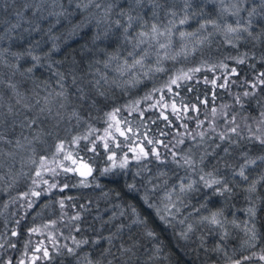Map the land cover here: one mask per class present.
Returning a JSON list of instances; mask_svg holds the SVG:
<instances>
[{
  "label": "trees",
  "instance_id": "16d2710c",
  "mask_svg": "<svg viewBox=\"0 0 264 264\" xmlns=\"http://www.w3.org/2000/svg\"><path fill=\"white\" fill-rule=\"evenodd\" d=\"M23 2L24 0H15V2L0 0V20L15 23V13L22 10ZM157 2L163 6L156 9L150 0H143L141 7L132 5L135 8L132 14L141 17L139 23L134 24L130 29L129 39L133 43L136 34L139 31L150 30L153 23L163 27L162 22L168 18L166 12L168 8L172 7L173 0H157ZM62 3L66 7L68 6L67 0H62ZM71 7L75 8V4ZM175 7L179 8L178 0H176ZM194 7L196 9L195 5ZM128 8L129 0H117L114 12L119 13L121 9L127 11ZM56 10L59 11V8L57 7ZM90 11L94 12L95 10L91 9ZM195 11L200 12L197 9ZM203 13L212 17L213 12L208 8ZM44 14L47 15V11ZM87 15L89 13H77L72 17V23H80ZM25 16L31 18V12L25 13ZM112 18L113 20L120 18L122 22L127 19L126 17H117L115 14ZM169 18L172 17L169 16ZM54 23L55 17L41 21V30L33 32L31 35L23 32V29L29 25L22 23L21 29L13 33L16 37L14 41H9L6 38L0 42V48H7L11 45L13 52L24 51L31 46L33 54L42 58L41 66L36 68L33 73L26 77L17 75L13 78L18 83V90L25 97V102L36 105V101L39 100L40 105L33 107L31 111H26L17 105L16 107L21 112V115L16 117L18 122L28 116L29 118L37 117V123L30 128L17 126L14 130L4 129L5 135L13 143L9 145L0 142V150L3 153H16L14 158L0 155V161L4 165L3 168H0V175L4 176V179L0 180V250L2 251L0 261H5L8 256L13 254V251H9L11 247H14L15 251L12 259L17 256L18 230L22 233L34 226L36 222L55 218L62 211L79 215V219L70 217L69 221L74 223L66 226L65 229L70 228L75 231L74 236L77 239L89 241L87 244H81V248H75V251L79 250L78 252H80L83 249L84 255L93 264L96 262L107 264V260L112 258L102 255L104 250L109 247L107 240L100 239L98 244H93V238L94 236L96 239L108 237L115 232V225L128 224V220L133 218L132 209L135 208L141 218L149 221L150 227L156 233L155 239L136 237L142 244L139 253L142 261L154 256L155 258L149 260L148 264H223L226 262L228 255H225V252L233 253V248L229 245L234 244L235 239L228 240L225 246L220 247L221 250L217 251L213 241L214 237L219 235L213 234V228L208 223L194 221L189 239L184 240L178 233L182 229H177L174 224L166 226L162 223L156 216L155 209L149 208L141 200V197L145 195V190H148L151 203L163 210L164 195L171 190V185L168 182L169 176L177 179L180 175L190 176L194 173V176L196 175L198 178L199 176L207 178L208 172L213 171L219 177L223 173H229L235 169L241 162L239 158L241 153H244L245 157L249 159L258 154L256 149H260V153L264 152V146L262 147L259 142L242 137L239 128L236 133L227 136L230 139L223 141L219 135V133L222 134L221 130L204 129L203 136L194 134L197 119L210 115L209 112H212V108L217 110L216 113L225 111L228 115H234L236 118L249 119L252 118L251 113H254L259 105L264 104V84L258 83V78L259 80L264 79V76L261 75L264 74V38L253 40L245 37L238 41L233 40V43L230 44L220 34L209 36V33H205V36H201L186 50L180 51V55H177L175 60H163L164 72L157 73L149 79H143L135 87H123L103 82L98 87H94L95 81L103 75H107L109 81L114 78V73L104 67V62L109 56L118 57L119 62H123L128 52L132 51V44L124 39L123 29L117 30L113 27L106 38L93 44L92 38L97 33L94 21L89 26L79 29L78 34L72 39L67 37L71 28L67 21H62L49 33L48 29ZM141 24H144L145 27L141 28ZM7 26L8 24L0 25V33ZM190 29L193 27L191 26ZM104 30L105 27L101 26L102 37ZM262 30H264V21L253 26V35L260 34ZM53 37H59V39L54 40ZM204 37H208L207 40L200 43ZM37 41H39L38 45ZM176 41L179 44L182 43L181 39ZM54 43L59 50L46 56L45 54L50 52ZM146 48H148L147 45H141L137 52ZM193 48L195 51L192 50ZM149 51L150 55L146 63L154 65L156 61L155 48L149 49ZM176 53L178 52L170 51L171 55H176ZM160 55L163 56L164 53ZM238 58H243L245 62L238 64L236 62ZM9 59L12 58L9 56ZM13 62L15 61L13 60ZM20 63L23 70V68L30 67L32 61L30 58H26ZM115 66L113 63L111 67L114 69ZM196 68L200 70L190 72L192 78L180 81V87L173 85L171 93L166 88L163 92H153L154 88L163 87L170 77L178 72H189L190 69ZM233 68L236 69L235 73L232 72ZM74 79L75 83H73ZM212 81H215V84ZM256 83L258 86L252 87ZM79 88H83L87 95L86 101L79 98ZM61 91H64L67 97L60 101L64 107L61 108L60 102H57L52 105L51 113L47 110L40 113V107L44 106V98L48 97L49 93L55 98V94ZM246 91L249 93L247 96L244 95ZM0 93L4 96L3 111L6 112L7 104H15V99H9L13 93L5 85H0ZM149 93L155 98L163 96L165 102L175 103L180 109L179 114L165 111V115L169 117L165 121L160 116V106L145 107L151 99L148 101L143 98ZM237 98L240 103H237ZM135 101H140V104L136 111H131L129 105ZM192 105H196L198 111H192ZM116 108L121 109L117 116L128 137L127 142H138L149 150L153 147L156 148L162 160L166 161L165 163L161 164L150 156L139 163L137 162L136 166L124 169L125 171L119 170L117 174L114 171L102 174L101 168L107 166L109 161L100 143L96 153L90 152L84 147L85 141H81L78 146L71 144L73 136L85 134L89 127L95 129L93 138L96 137L107 123L108 118L105 114ZM185 108L188 111H185ZM249 111H251L250 114ZM73 112L78 114L79 120L72 115ZM141 112H143V116L140 115ZM218 117L220 125L223 126L222 117L220 115ZM234 124L236 125L235 122ZM129 128L131 131H127ZM24 137L32 141L31 146H27ZM17 138L28 147V150L15 147ZM149 139L162 143L148 144ZM180 140L183 143H180ZM60 141L65 142V149L76 147L75 152H79V158H84L92 164L93 173L87 177V187L80 183L82 177L78 176L75 171L64 172L58 166L55 168L58 175L53 177V174V178H51V182L54 181L56 185L55 188H45L42 179L34 175L39 165V157L43 155L47 157V161L53 160L55 145ZM225 148L228 149L227 153L224 151ZM31 149H35V165L28 160L33 154ZM173 152L176 153L177 163H173ZM185 156L193 160V167L184 163ZM20 164L22 176L18 177L16 168ZM158 169L161 172L156 174ZM262 177L255 180L254 192H249L238 186L233 188L231 185L232 190L226 194L222 203H218L215 199L214 201L210 200L209 203L211 210L222 212L233 207H254L256 216L254 222L258 238L260 235L264 238V179ZM33 180H36V185L33 184ZM130 183H134L139 191L129 192L126 186ZM32 190L41 192V195L38 198L31 196ZM208 191L210 190L208 189ZM211 192H208L210 196ZM24 193H28V196L21 199ZM202 193H204L203 189L197 193L187 192L186 197H173L172 199L175 201L173 200L172 203L175 204V208L172 210L179 209L178 212L183 217L189 213L197 212L196 209L203 203ZM59 199L63 201V207H61ZM29 200L34 201L31 208L28 207ZM109 205L118 207L119 213L116 219L110 221L95 215L96 212L103 211ZM120 212L131 218L120 216ZM106 215L108 216V213ZM37 216H40L39 219ZM18 219L21 221L19 226L16 224ZM30 220H34V222L29 223ZM107 221L110 222L105 223ZM14 228L17 231L16 236L12 235ZM136 232L137 230L133 229V233ZM129 235L131 234L125 230L124 235L114 241L116 247L112 251H116L121 241L127 245L130 242ZM67 256V254L51 256L45 264L64 263Z\"/></svg>",
  "mask_w": 264,
  "mask_h": 264
},
{
  "label": "snow or ice",
  "instance_id": "6c2138e0",
  "mask_svg": "<svg viewBox=\"0 0 264 264\" xmlns=\"http://www.w3.org/2000/svg\"><path fill=\"white\" fill-rule=\"evenodd\" d=\"M11 2H15V0H11ZM150 2L153 4V7L158 9L162 7L160 3L157 2V0H150ZM217 5V19H209L205 20L203 23L199 25V28L194 32H186V31H180L179 32V38L183 41L186 37L188 38H198L200 37L201 33L204 31H207L209 26L214 29L215 31L223 32L226 42L233 43V40H241L245 37L251 38L253 40H260L261 38H264V30L261 31L258 35H253V26L255 23L256 17L264 18V0H259L258 5L254 4V6L250 8H245L244 5L248 3H252V0H212ZM143 3V0H129V8L127 11L124 9H121L119 13H115L114 10L117 6V0H67L68 6L66 7L62 0H24L23 2V8L22 10H18L15 13L16 22L15 23H9L8 21L0 20V25L8 24V26L4 29L2 33H0V42L4 41L6 38L9 41H14L16 37L13 35L17 30L21 29L22 23H26L29 25V27L24 28L23 32L28 33L31 35L33 32H39L41 30L40 28V22L46 21L51 17H55V23L51 25V27L48 29V32L51 33L52 29L56 27V25L61 24L62 21H67L71 28L69 29L67 33L68 39H72L78 34V30L82 27L89 26L93 21L96 24L97 27V33L93 36L92 42L93 44L96 43V41L101 40L102 38H106L110 31H112L113 27L117 30L123 29V35L124 39L132 44V51L128 52L127 57L124 58L123 62H119V58L115 56H109L108 59L104 62L105 69H110L114 73V78L112 81L108 80L107 75H103L100 77V79L95 81L94 87H98L101 82L103 83H111L116 84L117 86H131L135 87L136 85L140 84L143 79H149L153 77L157 73H162L165 71L164 67L162 66V62L165 59H172L175 60L177 55H180V53H176V55H171L170 50L172 48V40L175 35V31L178 30L176 28V17L178 15L175 3L176 0H173L172 7L168 8L166 15L172 17L168 21V25L164 26L163 28L161 25L153 23L150 30H144L139 31L136 34V37L134 38V43L132 40L129 39V36L131 35L130 29L133 28L134 24L139 23L141 17L139 15H133L132 13L135 11V8L132 7L134 4L136 7H141ZM180 3H182V8H180V12L183 13L182 17L179 19L178 23L179 25H185L188 23L190 19L196 18L198 15H201L203 12V9H201V12H196L193 9V2L192 0H180ZM75 4V8H72L71 6ZM57 7L59 8V11H57ZM50 9V10H49ZM94 9V12H91L90 10ZM45 11H47V15H45ZM31 12V18H26L25 13ZM247 12V17H244L241 15V13ZM77 13H89V15L85 16L83 20H81L80 23L73 24L72 23V17L75 16ZM116 15L117 17H126V21L122 22L120 18H116L113 20V15ZM156 13L154 12V16ZM227 16H232L235 18V24L228 23L226 21ZM223 21V23H221ZM101 26L105 27V30L103 32V37L101 36L100 29ZM145 25L141 24V28H144ZM212 35V33H209V36ZM23 38V37H21ZM208 37H204L200 40V43H203L205 40H207ZM52 39L56 40L59 39V37H53ZM39 44V41H37V45ZM141 45H147L148 48L141 49L140 52H137V49L141 48ZM235 46V45H233ZM155 48L156 51V61L154 65H150L146 63L148 60V57L150 55L149 49ZM182 50L187 49V45L182 44L181 45ZM58 46L54 43L53 47L51 48L49 53H46L45 55H51L52 53L58 51ZM161 50L164 51V55L161 56L160 52ZM195 51V48L192 49ZM246 55V54H245ZM9 56L12 58L9 59ZM26 58H30L32 61V64L30 67L23 68L20 61L25 60ZM41 57L39 55H34L32 52V47L29 46L26 50L20 51V52H13L11 51V45L7 48H0V85H5L8 89H10L13 93L12 97L9 99H15V104L8 103L7 104V111H3L5 107L4 103V96L2 93H0V142L7 143L11 145L13 142L11 139H9L4 132V129H12L14 130L15 127L19 126L21 128L24 127H32V125H35L37 123V117L29 118L28 116L24 117V120L17 121L16 117L21 115L20 110L16 107L17 105L21 106L26 111H31L33 107L39 106L40 101H36V105H31L29 103L25 102V97L19 92L18 90V83L14 81V77L19 75L26 77L29 74L33 73V71L41 66ZM13 60L15 62H13ZM238 64H243L245 60L243 58H238L236 60ZM98 63V62H97ZM115 63V68L113 69L111 66ZM49 67H51V64H49ZM199 68L196 69H190L189 72H183L180 71L174 76L170 77L169 81L166 82V84L161 88H154L153 92H163L166 88L168 92H172V86L175 85L176 87H180V81L183 80H189L192 78L190 75V72L193 71H199ZM232 72L235 73L236 69L233 68ZM62 75V74H61ZM264 76V74H261ZM63 78V77H62ZM7 81V82H6ZM73 83H75V79L73 80ZM213 84H215V81H212ZM260 84H264V79L259 80ZM252 87H255V84L252 85ZM191 90V89H190ZM78 92L80 93V99L81 100H87L88 97L84 93L83 88H79ZM103 95V93H101ZM245 96L249 95V93L246 91L244 93ZM59 98V99H57ZM66 93L64 91L57 92L55 94V98L52 97V94L49 93L48 97L44 98V106L40 107V113H44L45 110H47L49 113L52 111V105H54L57 102L62 101L63 99H66ZM153 96L151 93L146 94V96L143 98L144 100H150ZM164 97L161 96L160 100L163 101ZM160 101L157 102L159 104ZM237 103H240L239 98H237ZM140 104V101H135L131 105H129V108L131 111H136L138 108V105ZM157 104L151 105V107L155 108L157 107ZM60 107H64V104L60 102ZM165 108H167V105H164ZM171 109L173 114H176L180 111L173 103L171 105ZM121 109L116 108L110 113H106L108 120L114 121L116 127V131L119 132L121 136H124L125 139H128V137L125 135V131H121V129L118 127L120 124V121L116 119L117 113L120 112ZM185 111H188L187 108L184 109ZM192 111H198L196 105H192L191 108ZM215 109H213V113L215 114ZM73 116H76L79 120V116L77 113L73 112ZM141 116H143V112L140 113ZM264 115V114H262ZM160 116L167 121L169 117L165 115V112L161 111ZM177 119H179V116H177ZM235 118H233V121ZM202 123V122H201ZM261 124H264V120L260 122ZM114 127L113 123H108L107 127L104 130L103 136H96L93 138V133L95 132V129L92 127H89L87 132L85 134L75 135L72 137L71 144L78 146L81 141H85L84 147L87 148L88 151L96 153L99 147V143L102 142L103 149L105 153L107 154V159L110 162V165L104 169V172L102 174H107L109 172H112L114 169H127L129 166V158L127 154L124 155L123 159H120L119 162H117V153L110 147V141L113 140L112 133L110 129ZM185 127H187L185 125ZM127 131H131V129H127ZM232 133L237 132L236 127H232L230 129ZM257 131L259 132L260 129L258 128ZM203 136V133L200 134ZM256 140L260 142V144L264 145V134L257 135L254 137ZM36 139V138H34ZM147 139V137H145ZM220 139L226 140L230 139L225 134L220 135ZM24 140L27 142V146H31L32 141L28 140L27 137H24ZM153 143H162L161 141H153L148 140V144ZM180 143H183V141H180ZM15 147L17 149L21 150H28V147L24 143L21 142L19 138L15 141ZM119 147V145H117ZM166 147V145H165ZM219 147V145H217ZM130 151H135L134 149H129ZM32 155L28 158L29 162L33 165L36 164L35 159V149H31ZM225 153L228 152V149H224ZM0 155L8 156L14 158L16 153L15 152H8L3 153L2 150H0ZM63 155L64 160H70L72 165L76 167H67L63 165V162H59L60 166L63 168L64 172L69 171H75L78 172L79 175L82 177L80 183L87 187V177L91 176L92 174V168L91 166L83 159V158H74L72 151H66L65 149V142L60 141L56 143L55 145V152L53 153V161L56 160V157ZM149 155L153 156L156 161L163 164L166 161L161 159L160 153L156 148H152L149 151H145L143 147L139 149V152L135 154L134 159L137 162H141L149 157ZM76 157H79V152H76ZM173 156V163H177L175 160L176 153H172ZM258 160L264 161V156L257 157ZM257 159H248L245 161L244 164L241 165L240 171L236 174H238L242 179L247 180L248 177L245 175V169L249 167L250 165H254L257 162ZM47 161L46 156H40L39 157V165L37 167V171L35 175L37 177H40L42 179V172L41 169H45V164ZM184 163L188 165L189 167L194 166L193 160L185 156L184 157ZM3 162L0 161V168H3ZM147 166L145 165V168ZM48 171L53 172V174L58 175V173L55 172V169L49 168ZM139 175V173H137ZM163 175V173H161ZM209 179H205L204 176H201V181L204 182V186L206 188H213L214 185H221L222 181L211 178L212 174H207ZM4 176L0 175V180H3ZM264 179V177H262ZM36 180H33V184L36 185ZM44 184H48L47 180H43ZM195 181H192L188 184H181L180 185V193L183 194L185 192H190L194 190L193 185L195 184ZM55 184L49 185V188H55ZM67 187V185H65ZM99 187V185H97ZM127 190L129 192L136 193L139 191L137 186L134 183L127 184ZM256 187V182H253L252 185L247 189L249 192H254ZM227 192H231V189L228 187L227 184H224L223 187H217L214 191V195H224ZM41 195V192L32 190L31 196L33 197H39ZM171 193L166 194L167 203H164L163 210L161 208L157 207L153 203H151L148 195V190H145V195L141 197V200L149 207L154 208L156 216L159 218V220L164 223L166 226L172 225V220L175 219V215L172 211L173 208H175V204L172 203L171 200ZM28 196V193H24L21 196V199L26 198ZM34 201L29 200L28 207L31 208ZM61 207H63V201H60ZM171 204V207L169 205ZM7 207V205H5ZM201 207H206V205H201ZM179 209H176V212H178ZM196 211H199V209H196ZM248 212L252 215L255 214V209L249 208ZM121 216L124 215L123 212L120 213ZM132 216L135 217L134 219H131V222L128 224L121 223L119 225H115V232H113L108 237H101L96 240H93V244H98L100 242V239H106L109 247L104 250L103 256H111L112 258L107 260V264H148L149 260L154 259L155 257H149L148 260H141V257L139 255L140 249L142 248V244L140 243L139 239H137V236L146 237L149 239H155L156 233L153 228L150 227L149 221L145 218H141L140 215L136 212L135 208L132 209ZM223 216L222 211L212 212L209 216H203L201 217V222H207L210 225L214 226H220L223 227V221L220 219V217ZM171 217V219H169ZM116 214L114 213L113 216L110 218L111 220L116 219ZM23 219V218H21ZM73 219H79V215L74 217ZM110 221H107L105 223H109ZM54 223V222H53ZM179 223L181 225L185 224V220H180ZM16 224L19 225L20 221L17 220ZM133 229H136L137 232L133 233ZM125 230H127L131 235H129V243L126 245L123 241L119 244V247L116 248V251L113 252L112 249L116 247L114 241L121 238L124 235ZM31 232H36L38 229L32 228L30 229ZM193 231V225L188 224L185 229H182L179 233V236L187 240L189 239V234ZM12 235L16 236L17 231L14 228L12 230ZM224 237L222 236L221 239ZM255 231L252 230V236L251 239H255ZM73 242L76 244L77 247H79L81 244H87L89 241L87 239L85 240H75L73 238ZM67 247V245H65ZM219 251V246L216 249ZM36 251H40V249H36ZM44 258L50 259V255L47 249H44ZM159 251V249H157ZM69 254H72L75 252V249L68 248ZM34 259H37L34 257ZM245 260L249 259V257H244ZM85 260L87 264H93L91 260H88L87 257H85ZM260 260H264V255L260 256ZM11 264V262H9ZM19 264H24V261L21 260ZM96 264H100V262H96ZM234 264H241V261L237 260L234 261Z\"/></svg>",
  "mask_w": 264,
  "mask_h": 264
},
{
  "label": "rangeland",
  "instance_id": "374dc122",
  "mask_svg": "<svg viewBox=\"0 0 264 264\" xmlns=\"http://www.w3.org/2000/svg\"><path fill=\"white\" fill-rule=\"evenodd\" d=\"M178 1H179V8L176 9L177 13H178V15H177L178 19H176V28L178 30L175 31V35H174L173 40H172V48L170 51H174V52L184 51L181 48L182 44L187 45V48H188L189 45L194 44V42L197 39H199L201 36H205L206 35L205 33L211 32L212 35L220 34L224 37L223 32L215 31L214 29H212L209 26L207 31H204L201 33L200 37H198V38L186 37L182 41V43L179 44V42H177L176 40L180 39L179 38V32L180 31L194 32L199 28V25L201 23H203L205 20L217 19V5L214 2H212V0H192L194 11L197 9V10H200V12H201V9H203V12H205V10H207L209 8V10H211L213 12L212 17L209 15H206L202 12V14L198 15L196 18L190 19L187 24L179 25L178 21L182 17L183 13L180 12V8H182V3H180V0H178ZM258 3H259V0H252V3L245 4L244 7L250 8V7L254 6V4L258 5ZM194 5L196 6V9H195ZM241 15L244 17H247V12H243V13H241ZM170 19H172V18H169V16H168V18H166L162 22L163 27L168 25V21ZM226 21L228 23H232L233 25L235 24V18L232 16H227ZM262 21H264V18L256 17L254 26L256 23H259ZM221 23H223V21H221ZM196 24H199V25L194 26ZM191 26L193 27V29H190ZM163 53H164V51L161 50L160 54H163ZM155 55H156V53H155ZM258 83H259V78H258ZM258 83L255 84V87L258 86ZM159 99L160 98L153 97L150 100L149 104L147 103L149 100L147 102H144V103H147V105L145 107H149L153 104H157V102L160 101V103L157 104V106H160L159 109L161 111L172 112L171 105L173 103L167 102V101L166 102L161 101ZM262 102H263V100H262ZM164 105H167V108H165ZM213 109H215V108H212V112H209L210 115L197 119L195 130H194L195 136L203 133L204 129L221 130L222 134H225L226 136H228V135L232 134V132L230 131V129L232 127L239 128V131L241 130L240 135L242 137L249 138V140L253 139V141H257V142H259V141L256 140L254 137L257 135L264 134V124L260 123L262 120H264V115H262V114H264V104L259 105L258 109H255L254 113H251L252 115H250V116H252V118H249V119L248 118L242 119L241 117L236 118L234 115H228L225 111L216 113L217 110L215 109L216 110L215 113L217 114L216 115L213 113ZM250 112L251 111H249L248 113L250 114ZM176 114L178 115L179 112ZM219 115H220V117H222L223 126H221L219 123V117H218ZM233 118H235L234 121H233ZM116 119L119 120L117 115H116ZM241 119H242V121H241ZM234 122L236 123V125L234 124ZM108 123L114 124V127L112 129H110L112 136H113V140L110 141V147L117 153V162H119L120 159H123L124 155L127 154L128 158H129V166L128 167L136 166L137 161L134 159V156L136 153L139 152V149L141 147H143L145 149V151L150 152V150L138 142H127L125 137L121 136L119 134V132L116 131L117 125H115V122L108 120V119H107V123H106L105 127H103L97 133L96 136H103L104 135V130L107 127ZM204 123H207V124L204 125ZM118 127L121 129V131H124V128H123L121 122L118 125ZM258 128L260 129L259 132L257 131ZM125 135H126V132H125ZM219 135H221V134L219 133ZM100 144L103 146L102 142ZM259 144H260V142H259ZM117 145H119V147H117ZM260 145L262 147L264 146L262 144H260ZM75 148L76 147H74V146L71 148L69 147L68 149L66 148V151H72L74 158L79 159L80 156L79 157L75 156V154H76ZM130 148L134 149L135 151H130L129 150ZM256 150L258 151V154L255 155L253 158H249V159H257V157H259V156H264V152L260 153L259 152V151H261L260 149H256ZM27 152L30 153V151H27ZM150 156L151 155H149V157ZM151 157L154 158L153 156H151ZM239 158L241 159L242 163L240 162L235 167V169L233 171H230L229 173H223V175L218 177V176H216V174L213 171L208 172V173L212 174L211 178H215V179L222 181L221 185H214L213 188H206L204 186V182L201 181V179H200L201 176H199V178H198L195 175L196 176L195 177L194 173H192V172H191L192 174H190V176L180 175L179 177H177V179L173 178L171 176L168 177L169 178L168 182L171 185V190L170 191L168 190L169 191L168 193L172 194L171 195L172 202L174 200V199H172L173 197H176V196L177 197H186L187 192H185L183 194L180 193V185L182 183L186 185L192 181H195L196 183L193 185V187H194L193 192L197 193L198 191H202V189L204 191V193H202V195H203L202 198L204 201L202 200L203 203L201 205H206V207H201V205H200V206H198L199 211H197L195 213H189L185 217H183L179 212H176V210H172L174 215H175V219L172 220V224L177 226V229H179V230L185 229L188 224H192V222H194V221L201 222V217L209 216L212 212L219 211V210H216V211L211 210V208L209 207L210 206L209 205L210 200L214 201V199H215V200H217L218 203L219 202L222 203L228 192L222 196L221 195H214L213 193L217 187H223L224 184H227L230 189L232 187L236 188V186H238V187H241V188L246 190L250 187V185H252L253 182H255V180H258L263 176V174H264V161H260L257 159L256 164L250 165L249 167H247L245 169V175L248 177V179L247 180L242 179L236 173H238L240 171L241 165L244 164L246 160H248V157H245V154L241 153ZM61 161L63 162L64 166H67L70 168L75 167L74 165H72L70 160H64L63 155L56 157L55 161H53V160L47 161L45 164V169H41L42 181L43 180L48 181V184H44L45 188L49 187V185H51V184H54V181L51 182V178L56 176V174H54V176L52 177L53 172L48 171L47 169H49V168L55 169L58 166V168L62 169V171H63V168L60 166V163H59ZM18 163H20V162H18ZM109 165H110V162L108 163L107 166L106 165L103 166L100 171L104 172V169L106 167H108ZM16 169H18V177L20 175L22 176L21 164L18 165V167ZM119 170H121V169L117 168V169H114L113 171H114V173L117 174L119 172ZM36 171H37V169H36ZM36 171H35V173H36ZM123 171H125V170H123ZM160 172H161V170L158 169L156 171V174H159ZM35 173H34V175H35ZM205 179H209V177H207ZM231 185H232V187H230ZM208 189L210 191H208ZM208 192H211V196H213V197H211L208 194ZM47 194H49V191H47ZM166 194L164 195L165 203H167ZM48 200H50V199L48 198ZM59 201H61V200L59 199ZM248 209L249 208H247V207H240V208H237V207L234 208L233 207L231 209H228L227 211L224 210L223 216L220 217V219L224 222L223 227L208 224L211 226V228H213V230H212V232H214L213 234L217 233L219 235V236L214 237L215 240L213 242H214L215 250L217 249L218 246H219V249H220V247L225 246V244L227 243L228 240L235 239V237H238V240H240V242H242L244 240L245 246H249L255 241V240L251 239L252 230L254 229V216L248 212ZM121 210L122 209H120V211ZM105 213L106 214L108 213V216ZM114 213L116 214V216H118V213H119L118 207H116L114 205H109V206H106L103 211L96 212L95 215L98 218H100L102 216L106 220L107 219L110 220V218L113 216ZM123 216L131 218L127 214L126 215L124 214ZM39 217L40 216H37L38 219H39ZM70 217H72V219H73V217H76V214L74 215L73 212L67 213V212L61 211V213H59L57 215V217L45 220L44 222H36V224H34V226H31L30 228L26 229L22 233H20V230H18V248H16L17 256L14 259H12V256L15 255V251L13 250L14 247L13 248L11 247L12 249L10 248L9 251H13V254L11 256H8V258L5 261H3V262L0 261V264H9V262H11V264H19V262L21 260L24 261V264H45L47 259L44 258V251H43L44 249L48 250L50 257L51 256H58V255H62V254L68 255L67 256L68 258H66V261L64 263H58V264H87V262L85 260L86 256L84 255L85 252H83V249H81L80 252H78L79 250H76L72 254H69V252H68V248H73V249L81 248V245L79 247H77L76 244L73 242V238H75V240L79 241V239H77L74 236L75 231L71 230L70 228L65 229L66 226L68 227L70 224L74 223L72 221H69ZM134 218L135 217H133L131 219H134ZM131 219L128 220V223L131 222ZM169 219H171V217H169ZM180 220H185V224L181 225L179 223ZM30 222L33 223L34 220H30L29 223ZM99 227L101 228V225H99ZM32 228H36V229H38V231L31 232L30 229H32ZM178 233H180V231H178ZM222 236L224 237L223 239H221ZM93 240H96V236H94ZM219 240H221V242H219ZM65 245H67V247H65ZM36 249H40V251H36ZM1 252L2 251L0 250V255L2 254ZM34 257H36L37 259H34ZM224 264H234V262L231 261V262H226Z\"/></svg>",
  "mask_w": 264,
  "mask_h": 264
},
{
  "label": "flooded vegetation",
  "instance_id": "af4514ba",
  "mask_svg": "<svg viewBox=\"0 0 264 264\" xmlns=\"http://www.w3.org/2000/svg\"><path fill=\"white\" fill-rule=\"evenodd\" d=\"M253 216L255 221V214ZM254 231L256 238L254 239L255 241L249 246H245L244 240L240 242V240H238V237H235L236 242L232 245H229L233 248V253L230 252L232 250H228L230 253L225 252V255H228L226 262H234L239 260L241 261V264H264V261L260 260V256L264 255V238H262L261 235L259 236V238L257 237L255 222ZM244 257H249V259L245 260ZM226 262H223V264Z\"/></svg>",
  "mask_w": 264,
  "mask_h": 264
},
{
  "label": "water",
  "instance_id": "95a60500",
  "mask_svg": "<svg viewBox=\"0 0 264 264\" xmlns=\"http://www.w3.org/2000/svg\"><path fill=\"white\" fill-rule=\"evenodd\" d=\"M84 159V158H83ZM90 166H91V168H92V173H93V166H92V164L89 162V161H87L86 159H84ZM76 167V166H75ZM76 174L78 175V176H80L79 175V173L78 172H76ZM92 175V174H91ZM81 177V176H80ZM90 177V176H89Z\"/></svg>",
  "mask_w": 264,
  "mask_h": 264
}]
</instances>
